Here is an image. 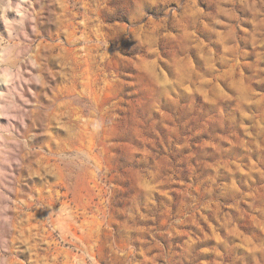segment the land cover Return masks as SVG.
Masks as SVG:
<instances>
[{"label": "rangeland", "instance_id": "obj_1", "mask_svg": "<svg viewBox=\"0 0 264 264\" xmlns=\"http://www.w3.org/2000/svg\"><path fill=\"white\" fill-rule=\"evenodd\" d=\"M0 264H264V0H0Z\"/></svg>", "mask_w": 264, "mask_h": 264}]
</instances>
